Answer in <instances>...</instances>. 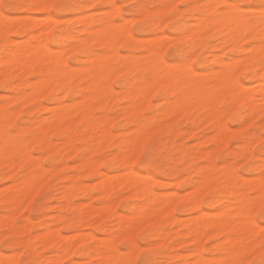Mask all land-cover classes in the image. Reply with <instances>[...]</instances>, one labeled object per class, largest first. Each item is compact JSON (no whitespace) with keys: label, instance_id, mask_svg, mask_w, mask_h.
<instances>
[{"label":"rangeland","instance_id":"obj_1","mask_svg":"<svg viewBox=\"0 0 264 264\" xmlns=\"http://www.w3.org/2000/svg\"><path fill=\"white\" fill-rule=\"evenodd\" d=\"M113 1L114 3H117V0H112V2L110 0H77V2L101 5L102 7L96 13V15L105 16L106 18L108 17V15H106L108 14V12L106 13V11L108 10H106L107 8L104 6L112 4ZM174 1L175 0H167L166 4L175 3ZM6 2H16V0H6ZM189 2L195 3L197 2V0L177 1V3H189ZM201 2H207V0H201ZM118 3L120 5H125V6L127 5L156 6V5H162L163 1L162 0H118ZM136 10L137 9H132L133 12H135ZM159 10L160 9H158L157 11ZM82 11L84 12V16L82 18L80 17L81 20L86 19L88 22L90 21L89 22L90 27L94 28L92 25V21L87 19L88 16L91 15L89 10L84 9ZM157 11L155 12L146 11L141 18L152 17V16H156L157 18H162L163 15L167 12L166 10L163 13H160L159 15L160 11L159 12ZM85 14L88 15L85 16ZM11 15L15 17L19 16L16 18L19 19L20 21L15 25L14 28H12L13 32L17 30H23L29 32L28 30H25L27 29V24L23 22L22 18L25 15L23 12H13L11 13ZM30 15L33 16L34 13H31ZM40 16L44 17L43 14H40ZM59 16L61 18L60 19L61 23L76 20V24L74 25V27L79 29L76 35L77 36L83 35L86 42L84 40L83 41L86 43V45L85 43H82L83 41L81 43L77 42L76 46H73L71 48L67 47L68 48L67 49L64 45L69 44L71 41H65L63 40V38H61L58 41L57 40L53 41L51 36L48 37L47 44L49 43L48 46L51 49L49 51L50 54L54 53L56 55L58 54V52H63L66 55L68 50H70L66 56L64 55L65 56L64 61L67 65L69 64L68 66L71 69L70 71L72 76L69 84H67V86L64 89H61L57 96H54L58 98L45 100L43 98L48 95L45 94L40 100H30L27 97L19 98L20 91L16 93L10 89H0V95H1L0 121H4V118L1 116L2 114L8 115L9 122H6L7 123L6 125L9 128L10 126L16 123L18 116L20 117V122L26 125V127L21 129V136L24 133H28L31 135L30 140H21L19 136L9 137V142H8L9 150L7 151L5 149L0 150V214H1L0 216H2L0 217V222H1L0 232H2L3 229L6 228V226L7 228H11L12 223L16 219V217L20 216L22 213L25 212L26 208L30 207L29 203L27 204L28 201L27 199L23 200L24 202L22 201V203L16 206L15 205L16 202H14L11 197L14 196L13 194L18 192V188H19L18 184L21 182L24 183V180H27L26 178H28L30 176V173L33 170H35L38 173L40 171L42 174V176L40 174L38 176L37 173L38 181L39 182L44 181L40 184L39 183L36 184L37 189L40 188L47 189L48 187H51L53 189L52 196H54L55 199L53 200L52 196H49L45 201H42L40 211L36 213L30 212L29 215L25 218L24 225L21 227L19 232L14 234L17 238H22L19 240V242L23 244L24 250L26 251V255L29 260L44 261L45 259L44 264H47V261L50 259V257L46 255V250L52 248L53 246L59 249L58 253L60 254V255L59 254L56 255L54 259L56 258L57 260H61V261L73 259L72 253L69 254L68 252H63L61 250L62 248L60 249L61 245L60 243L58 244V241H55L53 243L52 242L47 243L41 241L42 235L48 231L51 234L55 232H59L61 235L65 237L62 238L66 241V243L68 244L70 243V245H72V242L76 243L75 241L76 238L77 240L78 238H80L78 237L77 234L78 232H81V235L79 236H82L83 233L84 236H82V238L84 237L85 239L90 238L91 235L92 236L94 235L95 239H92L90 241L86 240L88 243L85 242V244L82 245L90 246L89 251L91 253H92V249L93 250L97 249L99 253L98 254L95 253L96 256L90 255L88 253V254H84L83 256H77L74 258L77 262L79 261L81 264L82 263L84 264V260L86 261L91 259H99L101 257V254L105 252L104 245H106L108 242L116 240L114 243L118 245L121 240H124L128 237H135V235L138 232H140L142 229L148 230L151 226L166 227L168 229L167 231H164L162 235L159 232L156 234L159 237V241L161 240V242L157 244L155 247L159 248L164 253L160 257L161 259L166 261L170 260L173 262V264H175L176 261L192 259L194 248L199 247L200 243H201L200 246H202L203 248L204 242L207 241V239L209 240L210 237L219 236V235L211 234L213 232L211 231V228L209 226L207 227V235H206L207 238L205 236L201 240V242L200 241L197 243L192 242L191 240L192 238L190 236L185 235L186 229L183 226L184 222H187V220L192 219L194 215L197 216L199 214L198 211H194L191 209V200L189 198V195L187 194L189 192L188 191L189 189L191 190L194 187V185L198 184V182L196 181V177L202 172L209 170L213 176L215 173L218 175L216 178V181L218 183V181L221 178L219 175H221L222 173L225 174L228 171L234 172L241 169L242 166H249L251 170L245 172L243 175V178H245V180L247 181L246 183H251L255 179L256 180L263 179L262 181L264 183V178L259 179V173L262 168V164L264 163V159L261 158L262 155L264 154H261L259 152V145L262 142H264V123H261V121L264 120V112L261 111L260 113V111H258L257 113H260L258 115L257 113L256 115L255 114L248 115L246 113L247 111L242 106L235 105L234 103V102H238L237 99H240L242 97L243 90L245 89L251 90L253 87L255 88L256 86H258V84L257 85L254 84L260 82L261 80L260 74L252 75L250 79L245 81L243 89L234 91L237 90V88L233 87L231 84V80L233 79V67L225 62V64L228 65L227 68L225 69L226 70L225 84L227 86L219 87L216 84L215 80L220 73L221 74L223 73V71L221 72L223 67L222 65L223 53L221 52L222 46L218 45L217 47H203L196 53V56L191 55L190 51H185L184 55L175 54V55L166 56L165 53L168 51L169 45L173 43H177V41L175 42L174 40H172L170 30L165 29L164 27V24L168 23L167 20L164 21V24H159L158 27L156 25H151L146 31L139 33L137 35V38L133 46L122 47L123 45L128 44V36L127 33L123 30L122 24L124 25L127 24L128 28L129 29L131 28V21L129 20V15L128 13H125L124 19L126 21L123 19L120 20L119 23L114 24L115 27L114 38L116 41V46L118 45L116 48L118 53L122 55L111 56L108 58L109 62L113 65L114 68L113 71L108 75V77L102 80L103 84H105L106 82V84L108 85L105 84L104 86L101 83L102 89L108 86V89L110 87L111 90H109L108 94H106L105 97L103 98H100L97 92L96 93L97 96L92 97L89 103L87 104L84 101H86L85 96L89 93V91L87 92L88 79L86 80V79L78 78V72L81 70L83 65L85 66L87 64L86 60L89 57L101 56L97 54L101 52L103 53V55L105 54L106 52L105 44L103 43L101 37L98 35L99 33L91 35L88 33V31L83 30L84 27L83 24H81L82 21L78 19L79 17L77 16L76 13H63V14H59ZM97 23H99V21H97ZM52 26L54 28L53 24ZM38 27H36L37 29L35 28L33 32L34 34L36 33L35 34L36 38H39L41 32H43L42 28L44 27V25ZM40 27H42L41 32H39L41 30ZM37 34L39 36H37ZM124 34L126 36H124ZM157 34L161 35V37ZM29 37H31V35H28L27 39ZM87 40H89V42ZM74 47H76L77 49ZM85 47L92 49L93 52L84 53V55L82 54L81 56L78 55V58L76 59H70V57L80 53L81 50ZM150 48L156 49L158 54L156 56H151L149 52ZM223 50L227 51L228 49L224 48ZM186 56L191 57L190 61L189 59L184 58ZM30 58H32V55H30ZM151 58L155 59L154 62L156 69H159V71L162 73L164 78L170 74L177 75L178 71L181 69H187L190 76L189 82H179V88H180L179 93L171 92L170 90L167 94L168 97H166V99L167 100L169 99V101L173 104L179 102L182 105L181 108L179 107L180 109L178 108L171 111L165 110L164 112L158 113L157 116L155 117L157 127L158 126L159 127L158 128L156 127L154 131L158 133L161 131L165 135L170 134V139L167 144V150L171 159L168 161V165L170 166H168L166 173L162 174L160 171H154L149 168H141L136 170L141 175H144L143 177H145V179H147L148 182L149 180L151 181L149 182V186L154 193L156 192L155 195L159 192L158 196H156V199H158L159 195H161L160 198L169 197V196L174 197L176 195L175 192L178 193L179 196H183L182 198H178V201L176 199V196L174 197L176 199L174 202L175 204L173 203L170 204V205L173 204L171 213L164 215L162 219L159 221L156 220V218L155 220L153 218H147V216L150 215L152 211H155V209L157 208L158 206L156 202L157 200L154 201L155 200L154 199L153 201H149L147 198H141L137 200L136 198H134L133 195L135 194V187H133L131 183L125 181L127 172L123 170L125 169L123 164L120 163L118 164V166H108L110 161H112L113 159L118 160V158H120L119 156H121L119 155V153H121L122 151V146L120 145V142L122 141L124 135H128L127 132L123 131V129L129 127L133 122L140 121L145 109H154L156 107L153 104H151L150 101L154 97L155 93L158 92V90L162 91L164 89H171L170 86L160 87L159 89L155 90L156 92L154 90L152 92V89L154 88L150 89L151 90L150 96L148 95L149 100L147 99L148 104H146L145 106H144L145 101L140 96L137 95L127 96V94L130 91L135 90L140 84L138 80L137 83L135 80V78L137 79V77L140 74L141 70H139V68L141 69L144 64H147ZM193 61H196L194 67H192ZM219 61H221V63L217 64ZM188 62H190V64ZM45 64L46 63L40 65L34 63L29 67L30 69L29 73L26 76H24L25 78H22L24 84H22V86L20 87L21 91L23 90L28 92L33 89L32 87L35 86V83H37L38 80L44 76L41 75L40 71L44 70V68L47 67L45 66ZM128 64H131V66L130 68L128 67V69L126 70L125 68L126 65ZM188 64L191 66V68ZM0 66L1 68L5 67L2 63H0ZM78 66H81V68H78ZM8 67L9 70L7 71H9V73L7 75V78L9 79L16 78L18 80L17 83L18 85L21 80L20 79L21 74L15 68H12V66H7V69ZM4 69H6V67ZM243 71H245V67L240 69L238 72H235V76L238 77L240 73H242ZM24 73L23 75H25ZM33 76L36 77L35 80L32 79ZM151 79H153V72L144 71L143 83L147 84L148 82L149 84ZM113 82H116L115 85ZM17 85H15L14 87H16ZM65 89L66 91H64ZM70 91L75 93L76 95L69 97L70 102L65 101L64 96L63 95L60 96L61 95L60 92H65L64 94L66 95V93ZM173 93L176 94L174 100H173ZM80 94L82 95L84 94V95L82 96ZM255 97L258 96L255 95ZM209 99H212L213 102L217 103L218 114L223 123L224 121H226L224 124L226 125L227 128L226 130H224V132H226L227 134L225 133L226 135L224 134L225 136L224 135L223 136L227 138V135L228 134L229 135L228 138L224 141V144L222 143L221 145H219L221 148L217 146L216 142H213L211 140L213 137H217L221 131H219L216 122L212 120L210 121L209 119L210 115L208 116L209 112H207L208 110H206ZM186 104L188 106V110L190 111H188L186 114H182L181 110L184 108V106H186ZM85 105L87 107V115L81 116L79 115V113H74L76 112L74 110ZM45 106L46 108H44ZM58 106L59 107L61 106L63 108L62 111H65L66 116L60 121L51 122V120H49L48 118H50L55 113L53 111V108H57ZM59 107L57 109L61 110V107L60 108ZM232 107H234L235 109ZM11 108H15L17 113L16 111H10L9 109ZM39 109L40 110L42 109V111H40ZM57 109L54 110L57 111ZM131 109H133V111L128 113V111H130ZM232 109L234 110L231 111ZM72 111L74 112L72 115H70ZM168 111H170V113ZM205 112H206L205 118L200 119L201 114ZM233 112L236 114H234ZM97 113L100 114L98 115ZM223 113L226 114L224 115ZM227 114L229 116H227ZM76 116L78 117L77 120H76ZM11 118L14 120L11 121ZM87 118H89L90 121L98 122L101 126H104L106 124L110 126L111 133L106 139H103L104 141L102 140L103 142H101V140L98 141L94 134L92 135L93 132L91 131L92 130L91 126L87 123ZM206 118L210 122L206 120ZM204 119L206 120V122ZM149 122H151V119ZM40 123L43 124L44 126H46L48 123H51L50 124L51 127L47 129L46 133H42V129H40L41 127L39 126ZM113 125H116L120 129L122 128L121 131L118 133H114ZM46 135L48 136V138ZM210 135L212 136V138ZM92 136L95 138L93 139ZM207 136L210 139H208ZM69 139H71L72 142L68 143ZM242 145H244V152H242L238 156V152H240ZM216 147L218 148L216 149ZM21 148H26L27 155L25 156L20 155ZM181 150H183V152ZM33 151H36L38 155L36 156L30 155V153H32ZM13 153H16V157H17L16 162H9L7 160V157L11 156ZM109 153H112L113 155H109ZM42 155H44V157ZM209 155H212L211 157H214L213 160L211 158L212 160L211 162L213 163L212 167L208 165L207 160L209 159ZM197 156L199 158H197ZM101 157H102L101 159L102 161L99 159L100 162H97V158H101ZM50 158L57 160L60 164L59 168L54 169L55 171L50 168H47L48 171L47 169L46 170L43 169L46 168L43 166ZM195 158H197L198 160ZM39 159L41 165L39 163ZM87 159L90 160L96 159L93 162L99 164L98 171L99 170L101 171L96 172L97 170H93L92 168L83 166L84 161ZM37 163L39 165H37ZM207 165L208 168L206 167ZM22 166L26 170H22ZM40 166L43 168H40ZM184 173H187V176ZM104 174L108 175L109 178L113 176V178L111 179L112 181L114 180L115 182L113 181L112 184L113 186H111L109 189L103 192L102 190H98V189L101 183L100 181H102L103 180L102 178H104L105 176ZM145 175H148L151 178H146L147 176ZM261 177L262 176H260V178ZM14 178H18L15 179V182L18 181V184L12 182ZM118 178L120 180H118ZM95 183L98 184L96 185ZM82 184L85 185L81 186V189H79L80 185ZM13 185L14 186L18 185V186H16L17 188L16 187L14 188ZM75 185L77 186L75 187ZM178 185L180 186L178 187ZM82 187L86 189V192L81 193ZM244 188H245L244 191L245 196L247 192L256 190L252 188L250 184L248 186H244ZM65 189L67 190L72 189V194L70 195V197H66L64 192ZM222 189L223 186L221 190ZM215 190L217 192V196L215 197V199H221L222 191L218 192L219 189H215ZM162 194L164 195L162 196ZM208 194L209 193L201 197V201L204 205V211L210 214L209 218H212L211 215H213V217H217L218 210L221 207H222L221 209L227 207V204L230 203L229 201H220L218 203L216 202L214 203L215 199L209 201L207 199ZM35 195H36V188L32 197ZM32 197L29 199V201L32 199ZM180 202H183L182 203L183 210L174 213L173 209H175L177 207V204ZM81 203H84V205H82ZM90 205L91 207H94L93 209L96 211L95 212L93 210L94 214H92V211L88 213L89 211L88 206ZM218 206L220 208L217 210L216 207ZM77 209H81L83 211L80 210L81 211L80 214L77 215L76 217L75 213ZM102 209H104L103 210L104 212L101 213L100 210ZM117 213L118 216L116 217ZM137 214L139 215L142 214L140 216L146 217V219H142L134 222ZM146 214L148 215L144 216ZM125 215L128 216L133 215V216L128 217ZM124 216L128 221H125ZM57 217H61V220ZM3 222L7 225H5ZM143 224H145L144 227H142ZM180 231H182L183 234ZM29 232H34L37 234L35 236L29 235ZM38 234H42V235H38ZM96 237H99L100 239L99 238L96 239ZM111 238H113L114 240ZM36 243H42V244L37 245ZM34 244L35 246H33ZM80 245L81 244H77L76 246H74V248L71 246L72 252L76 251L78 246ZM101 249H103V252H101ZM0 252L3 253L1 256V260L3 261L10 260L13 258V253L11 249H5L2 246H0ZM118 255H119V259H121L120 254ZM16 258L18 259L19 255L16 254ZM124 258L127 259V257ZM79 262L78 264H80Z\"/></svg>","mask_w":264,"mask_h":264},{"label":"snow or ice","instance_id":"obj_2","mask_svg":"<svg viewBox=\"0 0 264 264\" xmlns=\"http://www.w3.org/2000/svg\"><path fill=\"white\" fill-rule=\"evenodd\" d=\"M101 7V5L77 2V0H16V2L0 0V63L7 67L15 62L20 49L27 41L28 35H34V33L23 30L13 32L12 28L20 21L11 13L23 12L25 15L22 19L25 24L33 22L31 13L43 14L47 21L54 25V30L51 32L52 40L56 41L57 38H63L65 41H71L70 44L64 45L67 48L76 46L77 42H82L84 36L76 35L79 31L78 28L74 27L76 20L61 23L59 14L76 13L78 17H83L84 12L82 10L88 9L91 15L87 19L92 21L95 29H102L105 24L119 23L120 20L124 19L125 13H128L131 28L129 29L127 24L123 25V30L128 36V44L122 47L133 46L139 33L146 31L151 25L158 27L159 24H164V21L167 20L168 23L164 24V27L170 30L172 39L177 43L169 45V49L165 53L166 56L184 55L185 51H190L191 55H196L203 47L221 45L222 62L233 67V79L231 80L233 87L243 89L245 81L254 74H260L261 81L264 82V0H207V2L197 0L195 3H168L156 6H125L120 5L117 0V3L104 6L108 10L107 18L96 15ZM132 9L137 10L133 12ZM158 9H167L168 11L162 18L156 16L141 18L146 11L155 12ZM88 30L91 31L93 28ZM224 48L228 50L223 51ZM92 52V49L85 47L70 59H76L78 55ZM97 54L103 55L102 52ZM52 55L55 54L52 53ZM190 58V56L185 57V59ZM195 63L196 61H193L192 67L195 66ZM241 66L245 67V71L237 77L235 72H238ZM32 79L35 80L36 77L33 76ZM17 83L16 78L0 77V89L15 90L14 86ZM113 83L115 85L116 82ZM175 87L179 88V82L176 83ZM169 91L170 89H164L156 92L150 101L156 107L145 109L140 121L133 122L129 127L123 129L124 132L128 133L125 137L128 143L122 148L119 155H123L125 159L123 161L113 159L108 166H118L120 163L132 164L131 168L123 170L132 172L141 168H149L160 171L162 174L166 173L169 166L168 161L171 159L167 150L170 134L158 133L154 129L157 127L155 117L158 113L165 110H175L182 106L179 102L173 104L166 99ZM246 94L247 92H245ZM61 95L64 96L65 101H69V97L76 94L70 91L66 95L61 92ZM175 95L173 93V100ZM56 98L58 97H54L51 93L44 97L45 100ZM9 110L15 111V108ZM150 119L151 122H149ZM261 123H264V120ZM24 127L26 125L20 122V117H17L16 123L6 130L5 137L19 136L21 140H30L31 135L28 133L21 136V129ZM120 131L119 127L113 125L114 133ZM8 148L9 146L6 144L5 150L7 151ZM259 152L264 154V142L259 145ZM30 155L36 156L38 153L33 151ZM109 155L113 154L109 153ZM261 158L264 159V155ZM16 159V153L7 157L9 162H16ZM43 167L55 169L59 168L60 164L57 160L50 158ZM22 170L26 169L22 166ZM250 170L249 166H242L232 175L238 178V182L239 178ZM184 174L187 176V173ZM30 175L35 176L37 172L33 170ZM210 175V172L204 171L196 177V181L204 183ZM259 175L264 176V167L261 168ZM15 179L18 178H14L12 182H15ZM149 182L151 181L149 180ZM240 190L244 192L245 188L241 186ZM52 192L51 187L36 189V195L28 201L30 207L16 217L11 228L6 227L0 232V246L11 249L13 253L12 259L7 262L0 260V264H44L40 260H29L23 244L19 242L22 238H17L14 234L19 232L30 212L40 211L41 202L52 196ZM216 196L217 192L213 190L208 194L207 199L212 201ZM52 199L54 200L55 197L52 196ZM245 199L249 208V215L243 232L229 231L216 237H210L204 242L203 248L198 253H193L198 257L195 262L189 259L176 261L175 264H264V183L261 184L259 190L247 192ZM182 203L177 204V207L173 209L174 213L183 210ZM257 204L259 205L258 208H256ZM167 230L166 227L159 226H151L148 230L142 229L135 237L121 240L109 253H106L109 255L118 253L121 259L117 261L91 259L84 261V264H173L170 260L161 259L160 257L164 253L155 247L160 243L156 234L158 232L162 234ZM35 234L29 232V235ZM89 249L90 246L80 245L72 253L73 259L61 261L54 259L59 250L53 246L46 250V255L50 257L47 264H77L75 257L83 256L85 253L95 255ZM16 254L19 255L18 259Z\"/></svg>","mask_w":264,"mask_h":264},{"label":"bare ground","instance_id":"obj_3","mask_svg":"<svg viewBox=\"0 0 264 264\" xmlns=\"http://www.w3.org/2000/svg\"><path fill=\"white\" fill-rule=\"evenodd\" d=\"M112 2V0H110ZM163 1V4H166V1L167 0H162ZM178 0H175L174 2L177 3ZM165 2V3H164ZM114 3V1H113ZM190 3V2H189ZM107 10V9H106ZM167 9H160L159 11V15L160 13H163L164 11H166ZM168 11V10H167ZM105 12V11H104ZM108 11H106L107 13ZM102 13V12H101ZM151 14V13H150ZM88 15V14H85V16ZM108 15V14H106ZM15 17V16H14ZM16 17H19V16H16ZM22 17V16H21ZM33 18V22L32 23H28L27 24V29L25 30H28L29 33H33L34 32V29L38 26H41V25H44V27H40V29L42 28L43 29V32L42 29L39 31L41 32L40 36L37 34V36H39V38H36V33L34 35H31V37H29L27 39V41L24 43V45L22 46V48L20 49V52H19V55L16 59L15 62L11 63L9 66H12V68H15L20 74H21V80L19 82V84L15 87V90H12L13 92H19L20 91V97H27L28 99L30 100H40L45 94H49L51 93L53 96H57L59 94V91L61 89H64L67 84H69L70 80H71V69L70 67L65 63L64 59H65V56L69 53L70 50H68L67 54L65 55V53L63 52H58V54L56 55H52L50 54V48L47 44V39L48 37L51 36V32L54 30L53 26H52V23H49L47 21L46 18L44 17H41L40 16V13H34V15L32 16ZM76 18V17H75ZM82 18V17H81ZM81 18L79 17L78 19L81 20ZM127 19V18H126ZM85 20L86 19H82V23L83 24V30L85 31H88L89 34L91 35H94V34H98L103 43L105 44V48H106V52L104 55H101V56H98V57H89L87 60H86V65L81 68V66H78V68H81V70L78 72V78L80 79H88V85H87V92L89 91V93L85 96V99L87 104L89 103V101L91 100L92 97L94 96H97V92H98V96L100 98H103L105 97L106 94H108V91L111 90L110 87L108 89V86H106L104 89H102L101 87V83L102 85L105 86V84H103L102 80L104 78H107L108 75L113 71V65L109 62L108 58L111 57V56H117V55H122L120 53H118L117 51V46H116V41H115V38H114V34H115V27H114V24H105L104 27L102 29H95L93 28V30L89 31L88 29L91 28L90 27V21L87 23H85ZM125 20V19H124ZM130 20V19H129ZM126 21V20H125ZM124 22V21H123ZM128 22V21H127ZM125 22V23H127ZM129 23V22H128ZM122 24V23H121ZM166 24V23H165ZM124 25V24H122ZM163 27V26H162ZM39 28V27H38ZM123 28V27H122ZM37 29V28H36ZM81 30V29H80ZM44 34V35H42ZM42 35V36H41ZM96 36V35H95ZM124 36H126L124 34ZM161 37V35H159ZM159 36H158V39H159ZM154 37H157V36H154ZM168 37V36H167ZM88 38V36H87ZM86 38V39H87ZM61 38H57V41L60 40ZM141 39V38H140ZM156 39V38H155ZM173 40V39H172ZM85 41V39H84ZM82 42V43H85V42ZM89 42V40H87ZM87 42V43H88ZM120 42V41H119ZM174 42V41H173ZM176 42V41H175ZM71 43V42H70ZM69 43V44H70ZM81 43V42H79ZM78 43V44H79ZM101 43V42H100ZM150 43V42H149ZM51 44V42H50ZM120 44V43H119ZM80 45V44H79ZM86 45V43H85ZM57 47V46H56ZM73 47V46H72ZM103 47V46H102ZM71 48V47H69ZM76 48V47H74ZM149 48V47H148ZM166 48V47H165ZM59 49V48H58ZM68 49V48H67ZM66 49V50H67ZM73 49V48H72ZM77 49V48H76ZM149 50V49H148ZM58 51V50H57ZM162 51V50H161ZM225 51V50H223ZM151 56H156L158 54L157 50L154 49V48H150L149 50ZM74 54V53H73ZM76 54V53H75ZM222 54V53H221ZM30 55H32V58H30ZM65 55V56H64ZM84 55V54H83ZM81 56V55H80ZM196 56V55H195ZM194 56V57H195ZM216 56V55H215ZM221 56V55H220ZM122 57V56H121ZM124 57V56H123ZM185 58V57H184ZM132 59V58H131ZM82 60V59H81ZM197 60V58H196ZM209 60V59H208ZM155 59L154 58H151L150 61L147 63V64H144L142 66V68L139 70L140 71V74L139 76L137 77V79L135 78L136 80V83L139 81V85L138 87L133 90V91H130L127 96H140L143 100V102L145 103L144 106L146 104H148V95L150 96V93H151V90L152 88V92L153 90L155 91L156 89H159L160 87H167V86H170V90L171 92H175V93H179L180 92V88H177L175 87L176 83H177V80L178 82H189L190 81V76H189V73H188V70L187 69H181L178 71V74L177 75H168L167 77H163L162 73L159 71V69H156V66H155ZM190 61V59H189ZM130 62V61H129ZM215 62V61H214ZM34 63H37V64H45V66H47L46 68H44V70H41L40 73L41 75H44L42 78H40L38 80L37 83H35V86L32 87L33 89L26 92V91H21L20 87L22 86L23 83V80L22 78H25L24 76H26L28 73H29V67L34 64ZM167 63V62H166ZM190 64V62H188ZM221 61H219L217 64H220ZM188 64V65H189ZM67 65V67H66ZM187 65V66H188ZM222 70L221 72L223 71V73L219 74L217 77H216V84L219 86V87H226L227 85L225 84V80H226V77H225V73H226V68L228 65L225 64V62L223 63L222 62ZM131 64H128L126 65V70L128 69V67L130 68ZM190 66V65H189ZM220 66V65H219ZM28 67V68H27ZM242 68H244V66H241ZM5 67L1 68L0 66V77H6L7 78V75L9 73V67L7 69H4ZM182 68V67H181ZM185 68V67H184ZM191 68V66H190ZM240 68V69H242ZM77 69V67H76ZM58 70V71H56ZM218 70V69H217ZM216 70V71H217ZM220 70V69H219ZM144 71H152L153 72V79L150 80V83L147 84L146 83H143V72ZM15 72V70H14ZM25 72V73H24ZM215 72V71H214ZM213 72V73H214ZM23 73L25 75H23ZM148 73V72H147ZM202 73V72H201ZM149 77V76H148ZM150 79V78H149ZM138 80V81H137ZM29 81V80H28ZM110 81V80H108ZM112 81V80H111ZM80 82V81H79ZM86 83V84H87ZM110 83V82H109ZM31 84V83H30ZM255 88L253 87L254 85H257ZM108 85V84H106ZM252 87L251 90H248V89H245L243 90L242 92V97L240 99H237L238 102H234L235 105H239V106H242L247 112L248 115H256V113L258 111H263L264 112V82H262L260 80L259 83H256L254 84ZM111 86V85H110ZM209 86V85H208ZM207 87V86H206ZM258 87V88H257ZM112 88V87H111ZM85 89V88H84ZM231 89V88H230ZM72 90V89H71ZM79 90V89H78ZM114 90V89H113ZM240 90V88H237V90H234V91H238ZM66 91V89L64 90ZM119 91V90H118ZM159 91V90H158ZM231 91V90H230ZM156 92V91H155ZM228 92V91H227ZM226 92V93H227ZM245 92H247V94L245 95ZM61 93V92H60ZM65 93V92H63ZM223 93V92H222ZM67 94V93H66ZM153 94V93H152ZM151 94V95H152ZM156 94V93H155ZM82 95V94H80ZM84 95V94H83ZM82 95V96H83ZM124 95V94H123ZM255 95H257L258 97H255ZM1 96V95H0ZM62 96V95H60ZM153 96V95H152ZM168 97V96H167ZM1 98V97H0ZM4 98V97H3ZM63 98V97H62ZM97 98V97H96ZM127 98V97H126ZM125 98V99H126ZM211 98V97H210ZM214 98V97H213ZM222 98V97H221ZM11 99V98H10ZM13 99V97H12ZM11 99V100H12ZM44 99V98H43ZM42 99V100H43ZM84 99V100H85ZM148 99V100H147ZM10 100V101H11ZM169 100V99H168ZM171 100V99H170ZM217 100V99H216ZM27 101V100H26ZM119 101V100H118ZM41 102H44V101H41ZM218 102V101H217ZM27 103V102H26ZM85 103V104H86ZM100 103V102H99ZM237 103V104H236ZM12 104V103H11ZM110 104V103H109ZM96 105V104H95ZM143 105V104H142ZM41 106H44V105H41ZM238 106V108H239ZM54 107V106H53ZM59 107V106H58ZM57 107V108H58ZM61 107V106H60ZM59 107V108H60ZM79 107V106H78ZM93 107V105H92ZM96 107V106H95ZM99 107V106H98ZM142 107V106H140ZM218 105L217 103L213 102L212 99H209L208 100V106H207V109L208 110L207 112H209L208 116H209V119L210 121H215L218 128H219V131H221L219 133V135L217 137H213L211 136V140L213 142H216L217 143V146L221 145L222 143L224 144V141L228 138V135H227V138H225L224 136L227 134L226 132H224V130H226V125L224 124L226 121H224V123L222 122L219 114H218V109H217ZM46 108V106L44 107ZM57 108H53V111L55 112L50 118H48L49 120L52 121H60L62 120L65 116H66V113L65 111H62L63 108L61 107V110H58ZM181 108V107H180ZM179 108V109H180ZM234 108V107H232ZM43 109V107H42ZM42 109L40 111H42ZM49 109V108H48ZM54 109H57V111H55ZM140 109V108H139ZM235 109V108H234ZM234 109H232L231 111H233ZM137 110V109H136ZM193 110V108H192ZM243 110V109H242ZM16 111V110H15ZM38 111V112H40ZM49 111V110H48ZM52 111V113H53ZM76 111V112H74ZM71 112L70 115L74 113H79V115L83 116V115H87V107L86 105L85 106H81L79 108H77L76 110H74ZM99 111V110H98ZM133 109H131L129 112H132ZM171 111V110H170ZM170 111H168L170 113ZM188 111V106L186 104V106H184V108L181 110L182 114H186ZM230 112V111H229ZM262 112V113H263ZM17 113V111H16ZM46 113V112H45ZM228 113V112H227ZM234 113V112H233ZM232 113V114H233ZM260 113H257L260 114ZM13 114V113H12ZM69 114V113H68ZM224 114V113H223ZM226 114V113H225ZM224 114V115H225ZM236 114V113H234ZM179 115V114H178ZM221 115V114H220ZM239 115V114H238ZM3 118H4V121H0V150H4L5 149V145L7 144L8 145V142H9V137L6 138L5 137V132L6 130L8 129L7 127V123L6 122H9V118H8V115H1ZM40 116V115H39ZM160 116V115H159ZM181 116V115H180ZM206 116V112L205 113H202L201 116H200V119H203L205 118ZM207 116V118H208ZM227 116H229L227 114ZM226 116V117H227ZM236 116V115H235ZM15 117V115H14ZM18 117V116H17ZM45 117V116H44ZM80 117V116H79ZM177 117V116H176ZM240 117V116H239ZM72 118V116H71ZM77 116H76V120H77ZM118 118V117H117ZM206 118V120H208ZM224 118V117H223ZM184 119V118H183ZM193 119V118H191ZM226 119V118H225ZM8 120V121H7ZM14 120L11 118V121ZM48 120V121H49ZM112 120V119H111ZM205 120V119H204ZM205 120V122H206ZM253 120V118H252ZM251 120V121H252ZM118 121V120H117ZM209 121V120H208ZM209 121V122H210ZM250 121V122H251ZM110 122V121H109ZM108 122V123H109ZM249 122V123H250ZM87 123L91 126V131L93 132L92 135L94 134L96 139L99 141L101 140V142H103L104 140L103 139H106L109 134L111 133L110 132V126H108L107 124L104 125V126H101L98 122H93V121H90L89 118H87ZM113 123V122H111ZM51 123H48L46 126H44L43 124H39V126L41 127L40 129H42V133H46L47 129L50 128ZM53 124V123H52ZM56 124V122H55ZM54 124V125H55ZM87 124V125H88ZM76 125V124H75ZM159 127V126H158ZM157 127V128H158ZM259 128H262V127H259ZM87 129V128H86ZM112 129V128H111ZM122 129V128H121ZM77 130V129H76ZM40 131V130H39ZM85 131V130H84ZM222 131H223V134H222ZM60 132V131H59ZM86 132V131H85ZM161 132V131H160ZM89 133V132H88ZM124 133V132H123ZM122 133V134H123ZM226 133V134H225ZM128 134V133H127ZM187 134V133H186ZM225 134V135H224ZM47 135H50V134H47ZM46 135V136H47ZM185 135V134H183ZM224 135V136H223ZM68 136V135H67ZM127 135H124V137L122 138V141L120 142V145L122 146V148L128 143L127 140L125 139ZM216 136V135H214ZM93 137V136H92ZM91 137V138H92ZM93 137V139L95 138ZM48 138V136H47ZM64 138V137H63ZM208 139H210L208 136H207ZM174 139V138H173ZM207 139V141H208ZM103 140V141H102ZM65 141V140H64ZM95 141V140H94ZM62 142V141H61ZM72 142L71 139L68 140V143ZM75 142V141H74ZM77 142V141H76ZM210 142V141H209ZM256 142V141H255ZM97 143V142H96ZM202 143V142H201ZM257 143V142H256ZM30 144V143H29ZM63 144V143H62ZM206 144V143H205ZM204 144V145H205ZM60 145V144H59ZM201 145V144H200ZM198 145V146H200ZM251 145V144H250ZM259 145V144H258ZM73 146V145H72ZM76 146V144H75ZM179 146V145H178ZM203 146V145H202ZM28 147V146H27ZM92 147V146H91ZM95 147V146H94ZM220 147V146H219ZM224 147V146H222ZM249 147V146H248ZM93 148V147H92ZM218 147H216L217 149ZM221 148V147H220ZM101 149V148H100ZM183 149V148H182ZM214 149V150H216ZM9 150V149H8ZM73 150V149H72ZM178 150V149H177ZM29 151V150H28ZM183 152V150H181ZM72 152V151H71ZM199 152V151H198ZM219 152V151H218ZM242 152H244V145L241 146V149H240V152H238V156L239 154H241ZM27 150L26 148H21L20 149V155L21 156H25L27 155ZM197 153V152H196ZM210 153V152H209ZM71 155V154H70ZM202 155V154H201ZM215 155V154H214ZM44 157V155H42ZM48 156V155H47ZM46 156V157H47ZM50 156V155H49ZM200 156V155H199ZM212 155H209V159L207 160L208 161V165L210 167L213 166V163L211 162L213 160L214 157H211ZM28 157V156H27ZM118 157V156H117ZM120 158H118V160L120 161H123L125 159V157L123 155L119 156ZM202 157V156H201ZM216 157V156H215ZM89 158V157H87ZM184 158V157H183ZM197 158H199L197 156ZM195 158V159H197ZM212 158V160H211ZM30 159V158H29ZM41 159V158H40ZM40 159H39V163H40ZM102 159L101 158H97V162H100V160ZM202 159V158H201ZM96 160V159H94ZM94 160H90V159H87L83 162H80V163H83V166L85 167H89V168H92L93 170H97L96 172H100L101 170L98 171L99 169V164L98 163H95L93 162ZM99 160V161H98ZM176 160V159H175ZM198 160V159H197ZM102 161V160H101ZM179 161V160H178ZM175 162V161H174ZM214 162V161H213ZM179 163V162H178ZM212 163V164H211ZM248 163V162H247ZM101 164V163H100ZM123 164V163H122ZM175 164V163H174ZM177 164V163H176ZM184 164V163H183ZM264 164V163H263ZM263 164H262V167H263ZM37 165H39L37 163ZM41 165V163H40ZM208 165L206 166L208 168ZM69 166V165H68ZM79 166V165H78ZM77 166V167H78ZM123 166L125 168H131L132 165L131 164H123ZM170 166V165H169ZM261 166V165H260ZM84 167V168H85ZM102 167V166H101ZM205 167V165H204ZM219 167V166H218ZM40 168H43L40 166ZM96 168V169H95ZM43 169H47V168H43ZM91 169V170H92ZM41 170V169H40ZM54 170V169H53ZM153 170V169H152ZM197 170V169H196ZM48 171V169H47ZM55 171V170H54ZM85 171V170H84ZM145 171V170H144ZM256 171V170H255ZM127 172V176L125 177V181L126 182H129L131 183V185L133 187H135V194L133 195L134 198H136L137 200L138 199H141V198H147L149 201H156L158 206L157 208L155 209V211H152V213L150 215L146 214L144 216H147V218H153L155 220H161L162 217L166 214H170L171 213V209H172V205L175 204V200L177 199L178 201V198H182L183 196H179L178 193L175 192V196H176V199L174 197H161V195H159L158 199H156V196H158V193L155 195V193L151 190L150 186H149V182L147 179H145V177H143L144 175H141L138 171H132V172H129V171H125ZM124 172V173H125ZM207 172H210L209 170H207ZM235 172V171H234ZM38 173V172H37ZM103 173V172H101ZM123 173V172H122ZM211 173V172H210ZM218 173V172H217ZM233 171H228L226 172L225 174H221L219 175L221 178L220 180L216 181V178H217V174L215 173L214 176L211 175L207 178V180L204 182V183H198L196 185H194V187L190 190H188L189 192L187 193L189 195V198L191 200V209L194 210V211H198L199 214L197 216H193L192 219L190 220H187V222H184L183 226L184 228L186 229L185 230V235L187 236H190L192 239V242H201V240L207 235V227L209 226L211 228V231L213 233L211 234H214V235H220L221 233H228L229 231H232V232H243V229L244 227L246 226V220L248 218V215H249V208H248V205H247V201L245 199V192H242L240 190L241 186H248L250 184V186L256 190H259L260 187H261V184L263 183V179L264 176H262L260 178V175H259V179H262V180H254L252 181L251 183H246L247 181L245 180V178L243 177H240L239 178V181L237 182V177H234L232 175ZM39 174L42 176L41 172L39 171L38 173V176ZM155 174V172H154ZM102 175V174H100ZM105 175V174H104ZM116 175V174H115ZM38 176H32L30 175L28 178H26L27 180H24V183H19L18 184V181L17 182H14L15 184L17 183L19 185V188H18V192L13 194L14 196L11 197L12 200L15 203V205H19L20 203H22L23 200L27 199L29 201V199L32 197V195L34 194V191H35V188L37 189L36 187V184L37 183H42L44 181H38ZM121 176V174H120ZM142 176V177H141ZM147 176L146 178H151L150 176L148 175H145ZM34 177H37V178H34ZM111 177V176H110ZM116 177V176H115ZM119 177V176H118ZM257 177V176H256ZM25 178V177H24ZM46 178V177H45ZM113 178V176L111 177ZM108 177V175H105L104 178H102L103 180L100 181V186H99V189L98 190H102L103 192L107 189H109L111 186H113V181L112 179ZM177 178V177H176ZM251 178V177H250ZM117 179V178H116ZM123 179V178H122ZM154 179V178H153ZM182 179V178H181ZM41 180V179H40ZM118 180H120L118 178ZM193 180V179H192ZM123 181V180H122ZM178 181V180H177ZM94 182H97V181H94ZM115 182V181H114ZM153 182V181H152ZM170 182V181H169ZM173 182V181H172ZM221 182V183H219ZM74 183V182H73ZM99 183V182H98ZM97 183V184H98ZM96 184V183H95ZM96 184V185H97ZM16 185V186H18ZM85 184H82L80 185V188L81 189V186H84ZM88 185V184H87ZM205 185H208L207 187ZM12 186V185H11ZM16 186L13 185V187L15 188ZM39 186V185H37ZM77 185H75L76 187ZM89 186V185H88ZM92 186V185H91ZM223 186V189L221 190ZM115 187V186H114ZM117 187V186H116ZM9 188V187H8ZM17 188V187H16ZM96 188V187H95ZM215 189H219L218 192L222 191V198L221 199H215L214 200V203H218L220 201H229L230 204H227V207L221 209L219 206L216 207V209L218 210V215L217 217H213V215H211L212 218H209L210 214L206 213L204 211V205L201 201V197L207 193H211L213 190ZM111 191V190H110ZM216 191V190H215ZM65 195L66 197H70V195L72 194V189H65ZM86 192V189L84 187H82V192ZM173 192V191H172ZM169 193V192H168ZM186 193V192H185ZM103 194V193H102ZM167 194V193H166ZM178 194V195H177ZM86 195V194H85ZM164 194H162L163 196ZM174 195V194H172ZM171 195V196H172ZM207 197V196H206ZM65 198V197H64ZM68 199V198H67ZM120 199V198H119ZM203 199V198H202ZM9 200V199H8ZM26 200V201H27ZM118 200V199H117ZM116 200V201H117ZM28 201H27V204H28ZM119 201V200H118ZM123 201V200H122ZM126 201V199H125ZM124 201V202H125ZM129 201V200H128ZM176 201V202H177ZM24 202V201H23ZM86 202V201H85ZM84 202V203H85ZM204 202V201H203ZM84 203H81L82 205H84ZM171 203H173L172 205H170ZM26 204V203H25ZM24 204V205H25ZM65 204V203H64ZM80 204V205H81ZM91 204V202H90ZM113 204V202H112ZM117 204V203H115ZM62 205V204H61ZM81 205V206H82ZM136 205V204H135ZM23 206V205H22ZM80 206V207H81ZM94 206V205H93ZM21 207V206H20ZM49 207V206H48ZM63 207V206H62ZM66 207V205H65ZM77 207V206H76ZM88 213H90V211H92V214H94L93 212V208L94 207H91L88 206ZM106 207V205H105ZM259 205L257 204L256 205V208H258ZM3 208V207H1ZM79 208V207H78ZM134 208V207H133ZM206 208V207H205ZM18 209V208H17ZM65 209V208H64ZM74 209V208H73ZM99 209V208H98ZM114 209V208H113ZM81 209H77L76 210V217L77 215L80 214ZM86 210V209H85ZM104 209L100 210V212H104L103 211ZM150 210V209H149ZM19 211V210H18ZM17 211V212H18ZM95 211V210H94ZM96 212V211H95ZM98 212V211H97ZM87 213V214H88ZM96 214V213H95ZM1 215V214H0ZM60 215V214H59ZM115 215V213H114ZM142 215V214H140ZM139 214L136 215L135 217V221H138V220H142V219H146V217H143V216H140ZM75 216V215H74ZM81 216V215H80ZM104 216V215H102ZM118 216V213L116 215V217ZM125 216H128V215H125ZM124 216V218H125ZM133 215H130L128 217H131ZM2 217V216H0ZM61 217H64V216H61ZM61 217H57L61 220ZM115 217V218H116ZM169 217V216H168ZM176 217V216H175ZM191 217V216H190ZM56 218V217H55ZM122 218V217H121ZM120 218V219H121ZM174 218V217H173ZM179 218V217H178ZM5 219V218H4ZM75 219V218H74ZM73 219V220H74ZM77 219V218H76ZM118 219V218H117ZM116 219V220H117ZM129 219V218H128ZM181 219V218H180ZM183 219V218H182ZM2 220V218H1ZM59 220V221H60ZM115 220V221H116ZM153 220V221H154ZM8 221V220H7ZM68 221V220H67ZM101 221V220H100ZM124 221V219H123ZM125 221H128L126 220L125 218ZM131 221V220H130ZM133 221V219H132ZM153 221H150V222H153ZM57 222V221H56ZM149 222V223H150ZM1 223V222H0ZM4 223V222H3ZM69 223V222H68ZM128 223V222H127ZM5 224V223H4ZM9 224V223H8ZM44 224V223H43ZM96 224V223H95ZM7 225V224H5ZM145 224H143L142 227H144ZM147 225V224H146ZM164 226V225H163ZM7 227V226H6ZM141 228V227H140ZM149 228V227H148ZM150 229V228H149ZM94 230V229H93ZM140 230V229H138ZM90 232V231H89ZM174 232V231H173ZM182 233V231H180ZM62 233V232H61ZM91 233V232H90ZM37 234V233H36ZM35 234V235H36ZM78 240L76 238V243L77 244H85V242H87L86 240L90 241L92 239H95L94 238V235L90 236V238H82L83 233H82V236H79L81 235V232H78ZM92 234V233H91ZM165 234V233H164ZM183 234V233H182ZM34 235V236H35ZM38 235H42V234H38ZM135 235V234H134ZM162 235V234H161ZM209 235V234H208ZM164 236V235H163ZM64 237L63 235H61L59 232H55L53 234H51L49 231L46 232L45 234L42 235V240L43 242H55V241H58V244L60 243L61 247L60 249L63 251V252H68L69 254L73 253L72 250H71V246L74 248V246H76L77 244L73 243L72 242V245H70V243H66V241L62 238ZM110 237V236H108ZM161 237V236H160ZM34 238V237H32ZM31 238V239H32ZM65 238V237H64ZM99 238V237H96V239ZM207 238V236H206ZM205 238V239H206ZM69 239V237H68ZM100 239V238H99ZM113 239V238H111ZM116 239V238H115ZM122 239V238H120ZM114 240V239H113ZM208 240V239H207ZM40 241V242H41ZM98 241V240H97ZM116 241V240H115ZM115 241H110L108 242L106 245H104L105 247V252H103V254H101V257L99 259H103V260H108V259H111L113 261H117L119 260V255L117 253H111L110 255L109 254H106V253H109L110 250L116 245L114 242ZM188 241V240H187ZM204 241V240H203ZM42 242V243H43ZM99 242V241H98ZM161 242V240H160ZM42 243H36L37 245L38 244H42ZM88 243V242H87ZM203 243V242H202ZM74 244V246H73ZM165 244V243H164ZM100 245V244H98ZM201 245V243H200ZM199 247H196L193 249V253H198L200 251V249H202V246ZM203 245V244H202ZM35 246V244L33 245ZM45 246V245H44ZM97 246V244H96ZM103 246V245H102ZM59 250V249H58ZM76 250V249H75ZM61 251V252H62ZM2 252V251H1ZM0 252V260H1V256L3 253ZM92 253H99V251L97 249H92ZM192 253V252H191ZM189 253V254H191ZM59 254V253H58ZM85 254H88V253H85ZM180 254V253H178ZM188 254V255H189ZM6 255V254H5ZM18 255V254H17ZM60 255V254H59ZM177 255V254H176ZM175 255V256H176ZM70 256V255H69ZM96 256V255H95ZM94 257V256H93ZM65 258V257H64ZM63 258V259H64ZM73 258V257H72ZM198 257L195 256L194 254H192V259L193 262H195V260L197 259ZM41 259V258H40ZM56 259V258H55ZM47 260V259H46ZM172 260V259H171ZM5 262H7L8 260H4ZM45 261V259H44ZM43 261V262H44ZM85 261V260H84ZM77 262V261H76ZM79 262V261H78ZM77 262V264H78ZM83 262V261H82ZM80 263V262H79ZM81 264V263H80ZM83 264V263H82Z\"/></svg>","mask_w":264,"mask_h":264}]
</instances>
